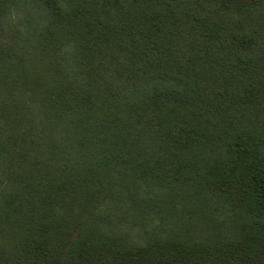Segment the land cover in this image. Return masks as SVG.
<instances>
[{
	"label": "trees",
	"instance_id": "obj_1",
	"mask_svg": "<svg viewBox=\"0 0 264 264\" xmlns=\"http://www.w3.org/2000/svg\"><path fill=\"white\" fill-rule=\"evenodd\" d=\"M0 264H264V0H0Z\"/></svg>",
	"mask_w": 264,
	"mask_h": 264
}]
</instances>
